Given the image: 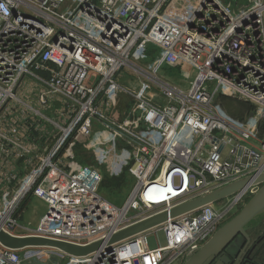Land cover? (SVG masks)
Returning a JSON list of instances; mask_svg holds the SVG:
<instances>
[{"label": "built area", "instance_id": "1", "mask_svg": "<svg viewBox=\"0 0 264 264\" xmlns=\"http://www.w3.org/2000/svg\"><path fill=\"white\" fill-rule=\"evenodd\" d=\"M180 64L196 71L187 87L166 75ZM219 96L252 109L235 119ZM101 165L126 167L120 206L99 193ZM262 173L264 0H0L1 231L86 245ZM257 190L117 243L98 264H183ZM30 198L45 208L33 229L18 223ZM0 264L94 256L0 245Z\"/></svg>", "mask_w": 264, "mask_h": 264}, {"label": "water", "instance_id": "2", "mask_svg": "<svg viewBox=\"0 0 264 264\" xmlns=\"http://www.w3.org/2000/svg\"><path fill=\"white\" fill-rule=\"evenodd\" d=\"M249 186L258 187L257 192L203 246L188 256L183 264H255L251 254L264 239V231L256 237H253L250 231L258 228L264 221V173L255 178L233 182L90 244L78 245L37 236H14L0 230V245L13 251L51 248L76 258L93 255L94 264H98L103 250L110 253L113 245L117 243L157 228L167 220L220 202Z\"/></svg>", "mask_w": 264, "mask_h": 264}, {"label": "rangeland", "instance_id": "3", "mask_svg": "<svg viewBox=\"0 0 264 264\" xmlns=\"http://www.w3.org/2000/svg\"><path fill=\"white\" fill-rule=\"evenodd\" d=\"M186 1L189 4L193 0H186ZM225 1L231 5L239 4V6L242 7L245 5V1H247V0H225ZM195 73H196V71L194 68L187 66L185 64H180L179 67L173 68L171 71L167 72L166 75L169 79L175 81L178 84L183 85L184 87H187L189 82L193 80ZM226 98H228V97H226ZM228 99L234 100L232 98H228ZM235 101L240 102L238 100H235ZM242 103L249 105L246 102H242ZM130 105L131 104H128V101L124 100L123 97H120L118 103L115 106V109L117 111V112H115V114L119 120H123L124 117L123 116L120 117V115L122 113H126V110L128 109V108H126V106L129 107ZM222 109L225 111L224 107H222ZM80 164L94 165V162L92 161V159L89 156L82 155L81 159H80ZM100 167L103 168L101 171V176L103 174H105V176L109 179L120 180L121 187L119 189H116L114 192L113 191L108 192L106 190H104V191L100 190V193L102 194L103 197H105L107 200L109 199V201L114 202L118 206H120L122 204V202L126 199V196L129 193L131 183H132V182L130 183L129 179L126 176V173H127L126 167H124L125 169L123 168L122 170L117 171L115 173H110L109 170L107 169V167H105V165H103V166L101 165ZM19 176H21V174H19ZM250 198L251 197H248L244 201V204ZM241 207L239 209H237L235 214H237L239 212ZM43 213H44L43 204H41L36 199L28 200V201H26L25 204L22 205V207L19 211L18 223L23 227L33 229L38 224L40 218L43 216ZM156 239H159L160 244H164V237H163L162 233L160 232V233H158L157 236L151 235L148 237V244H149L150 248L155 247L154 242Z\"/></svg>", "mask_w": 264, "mask_h": 264}, {"label": "trees", "instance_id": "4", "mask_svg": "<svg viewBox=\"0 0 264 264\" xmlns=\"http://www.w3.org/2000/svg\"><path fill=\"white\" fill-rule=\"evenodd\" d=\"M218 102L221 104L222 107H224L225 112L228 115H230L231 117L238 119V120H242L249 113V111L252 109V107L250 105H246L242 102H237L235 100L228 99L224 96H219ZM80 159H79V161H80ZM126 176H127V174H126ZM127 178L129 179L128 176H127ZM129 181H130V179H129ZM130 183H131V181H130ZM120 187H121L120 180L109 179L105 176V174H103L99 193H100V190H103V191L106 190L108 192H111V191L114 192L116 189H119ZM260 226H264V225L261 224ZM257 229L258 228L250 231L253 237L258 236ZM251 258L253 259L255 264H264V239L255 247V249L253 250V252L251 254Z\"/></svg>", "mask_w": 264, "mask_h": 264}, {"label": "crops", "instance_id": "5", "mask_svg": "<svg viewBox=\"0 0 264 264\" xmlns=\"http://www.w3.org/2000/svg\"><path fill=\"white\" fill-rule=\"evenodd\" d=\"M29 200H34L33 198H30ZM44 210H45V208H44ZM44 214V213H43ZM262 224L264 225V221L262 222ZM264 231V226H258V229H257V234H258V236H259V234H261V232H263Z\"/></svg>", "mask_w": 264, "mask_h": 264}]
</instances>
